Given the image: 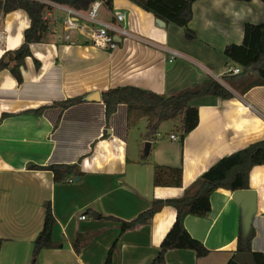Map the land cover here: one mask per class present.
<instances>
[{"label": "crops", "instance_id": "1", "mask_svg": "<svg viewBox=\"0 0 264 264\" xmlns=\"http://www.w3.org/2000/svg\"><path fill=\"white\" fill-rule=\"evenodd\" d=\"M115 10L124 12L132 35L118 48L100 49L79 32L73 33V43L65 42L56 20L50 23L55 32L47 25V38L29 44L21 82L0 69V264H103L115 239L111 264H148L174 222L175 208L165 204L148 223L123 232L118 221L104 217L128 221L154 200L180 198L219 158L264 138V85L229 99L193 97L189 103L198 108V122L182 140L180 119L162 121L150 135L146 118L127 126L123 103L105 118L100 95L117 86L170 95L207 75L225 84L221 75L237 65L228 62L224 48L242 43L245 23L264 21L263 1L195 0L187 25L192 39L177 25H159L130 0H112L100 13L102 20H113ZM29 24L23 9L0 13L4 63H12L9 53L23 43ZM95 91L100 99H88ZM167 124L172 128L161 130ZM49 164H74L80 174L56 183L50 170L35 168ZM154 165L180 167L181 185H154ZM248 185L256 195L250 251L264 256V165L251 168ZM46 203L54 218L49 237L59 247L40 248L34 258ZM210 207L206 217L183 219L208 253L197 257L190 249H170L164 253L166 264H229L233 259L240 208L232 192L221 187L211 193Z\"/></svg>", "mask_w": 264, "mask_h": 264}, {"label": "trees", "instance_id": "2", "mask_svg": "<svg viewBox=\"0 0 264 264\" xmlns=\"http://www.w3.org/2000/svg\"><path fill=\"white\" fill-rule=\"evenodd\" d=\"M67 4L79 10H85L94 0H53ZM112 0H104L110 8ZM143 10L153 14L155 19L174 24L184 30L186 38H194V33L188 28V22L192 16V3L195 0H130ZM249 1V0H241ZM264 2V0H261ZM23 9L30 18L28 28L24 30V41L9 54L12 63H4L0 59V69L7 68L10 73L21 82V67L24 58L30 55L29 44L42 41L47 38V24L43 19L45 5L30 0H5L0 2V13L6 14L15 9ZM224 55L229 63L236 64L240 72L237 74H223L221 79L211 75L200 83L192 85L170 95L157 94L150 90L140 89L133 86H117L100 93L104 105L105 118L114 112L116 105L123 103L127 108L126 124L134 126L141 118H146V128L153 135L159 123L165 120L180 119L178 131L180 140L192 130L198 122V108L189 101L196 96L212 94L221 99H229L235 94L243 95L254 86L264 85V21L253 24H244V35L241 44H228L224 48ZM37 63V61H35ZM83 97H76L64 105H71ZM146 156V155H144ZM143 156V157H144ZM255 165H264V138L254 141L247 146L219 158L210 165L198 178H196L184 191L180 198L154 200L148 209L140 212L134 219L125 221L114 217H104L118 221L120 232L131 229L138 225L146 224L152 215L163 205H172L175 210V219L169 230L160 242L157 254L148 264H166L164 253L170 249H190L197 257L204 256L208 249L194 239L183 225L186 215L206 217L210 213V195L221 187L231 192L238 189H247L248 175ZM37 169H47L52 172L54 182H62L71 175L79 176V171L74 164H49L36 166ZM182 169L164 165H154L153 184L156 186H180ZM54 221L49 203L45 205L44 221L41 230L34 239V258L38 250L43 247H59L50 240V227ZM252 230L245 239L241 238L240 227L237 236L236 250L250 251ZM3 239L0 238V246ZM117 239L110 246L103 264H111L112 250L115 248ZM74 249L78 251L76 243ZM256 264H264V256L261 252H253Z\"/></svg>", "mask_w": 264, "mask_h": 264}, {"label": "built area", "instance_id": "3", "mask_svg": "<svg viewBox=\"0 0 264 264\" xmlns=\"http://www.w3.org/2000/svg\"><path fill=\"white\" fill-rule=\"evenodd\" d=\"M5 0H0L3 5ZM45 5L43 19L47 21L48 28L55 32L56 28L50 23V17L53 12H58L57 20L62 25V39L65 42L73 43L72 35L75 32L83 34L87 40L100 49L112 51L120 45V42L126 38L132 37L125 23V14L122 11H113V20L104 21L99 18V10L104 4V0L92 1L87 9L79 10L67 4L59 3L53 0H30ZM240 72L238 66H229L224 74H237ZM175 138V135H170ZM84 215H79L84 219Z\"/></svg>", "mask_w": 264, "mask_h": 264}, {"label": "water", "instance_id": "4", "mask_svg": "<svg viewBox=\"0 0 264 264\" xmlns=\"http://www.w3.org/2000/svg\"><path fill=\"white\" fill-rule=\"evenodd\" d=\"M156 23L161 26L165 25V22L159 19H155ZM5 61H8V57H4ZM90 100H98L100 99L99 92L95 91L88 96ZM149 147V143L145 144V149L147 150ZM78 179V177H77ZM232 198L236 202V204L240 208V231L241 238L245 239L250 232L252 217L255 212V200L256 195L255 191L247 188V189H238L232 192ZM93 217H96V214H92ZM30 264H34L32 261ZM229 264H256L254 254L252 251L240 250L234 253L233 259L229 262Z\"/></svg>", "mask_w": 264, "mask_h": 264}, {"label": "rangeland", "instance_id": "5", "mask_svg": "<svg viewBox=\"0 0 264 264\" xmlns=\"http://www.w3.org/2000/svg\"><path fill=\"white\" fill-rule=\"evenodd\" d=\"M105 9H106V6H105V3L101 6V8H100V11H99V14L101 13V12H103V11H105ZM44 14V13H43ZM53 16H51L50 17V20L52 21V23H55V21L57 20V16H56V14H54V12H53V14H52ZM100 19H102L101 18V14H100ZM55 26H56V28H57V30H58V35H60L61 33H62V25H61V22L59 21V20H57L56 21V23H55ZM169 124H167L166 126H165V128H162L161 130H165V129H167V130H169L170 128H172L171 127V125L172 124H170V127H167Z\"/></svg>", "mask_w": 264, "mask_h": 264}]
</instances>
